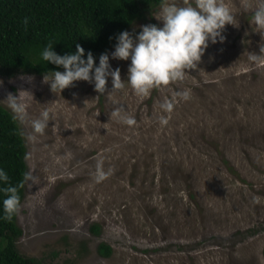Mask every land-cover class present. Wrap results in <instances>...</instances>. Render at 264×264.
I'll return each instance as SVG.
<instances>
[{
  "label": "rangeland",
  "instance_id": "374dc122",
  "mask_svg": "<svg viewBox=\"0 0 264 264\" xmlns=\"http://www.w3.org/2000/svg\"><path fill=\"white\" fill-rule=\"evenodd\" d=\"M226 3L238 24L225 25V40L209 43L183 81L147 96L127 82L106 95L110 77L96 97L84 80L54 93L43 75L0 76V99L30 89V114H55L35 140L23 135L37 183L24 185L17 211L21 254L39 264H264V60L248 59L264 37L245 0ZM159 6L128 30L160 24L152 15ZM109 62L126 79L130 60ZM178 90L188 99L175 97ZM165 99L174 102L170 112L160 107ZM119 105L133 125L110 117ZM97 160L107 173L100 181ZM101 242L108 256L98 252Z\"/></svg>",
  "mask_w": 264,
  "mask_h": 264
},
{
  "label": "clouds",
  "instance_id": "9594fccd",
  "mask_svg": "<svg viewBox=\"0 0 264 264\" xmlns=\"http://www.w3.org/2000/svg\"><path fill=\"white\" fill-rule=\"evenodd\" d=\"M250 12V24L253 31H257L264 37V0H245L243 5ZM152 15L160 21L139 25V31L127 29L120 31L115 36L114 50L105 51L98 57H94L91 50L87 51L76 43L75 51L59 54L54 50L53 42H48L42 49L40 56L43 61L61 66L63 71L52 69L43 74L42 83L49 85L54 93H61L66 87L73 86L78 80H84L92 84L98 96L106 93L108 78H111V89L115 92L125 88V82L138 96H147L151 90L166 87L170 83L183 81L189 69H196L202 59L209 43L223 42L225 36L223 30L226 24L236 26L235 14L226 0H161L159 10ZM25 25L28 18L22 21ZM111 38V37H110ZM110 56L113 59L130 60L127 67L126 79L121 78V70L110 64ZM248 59L259 63L264 60V43L260 45L259 53L253 52ZM21 79L31 83L33 76H21ZM3 81L0 80V85ZM175 97L188 99L187 90L176 91ZM33 93L30 89L18 88L15 93L9 91L0 102L10 110L11 119L21 127V135L28 140H35L37 135H42L49 126V121H55V114L47 107L39 111L33 117L29 108ZM115 103V102H114ZM174 102L165 99L160 107L170 112ZM98 114V113H97ZM110 117H116L127 125L135 123V117L128 115L123 110V105L114 107L109 113ZM162 123H166L163 118ZM25 128L30 131L25 132ZM107 173L103 168V162L97 160L95 167V179L103 180ZM31 181V183H29ZM37 183L33 171L23 173L22 180L13 185L10 183L8 172L0 167V200L3 219L11 220L19 210L20 196L18 188L28 184L29 187Z\"/></svg>",
  "mask_w": 264,
  "mask_h": 264
},
{
  "label": "trees",
  "instance_id": "16d2710c",
  "mask_svg": "<svg viewBox=\"0 0 264 264\" xmlns=\"http://www.w3.org/2000/svg\"><path fill=\"white\" fill-rule=\"evenodd\" d=\"M161 0H0V76L11 77L18 73L43 75L61 66L43 61L40 53L48 42H53L59 54L75 51L76 43L91 50L96 62L101 53L116 43L115 36L129 29L147 12L159 6ZM28 18L25 25L23 18ZM111 37V38H110ZM27 147L11 112L0 103V167L18 184L27 172ZM20 202L24 186L18 188ZM3 193H0V200ZM0 207V264H39L38 259L21 254L16 241L22 234L16 218H2ZM93 223L91 231L99 232ZM98 252L108 256L110 245L101 242ZM264 259V246L262 248Z\"/></svg>",
  "mask_w": 264,
  "mask_h": 264
}]
</instances>
